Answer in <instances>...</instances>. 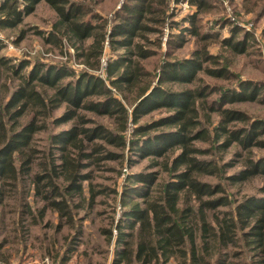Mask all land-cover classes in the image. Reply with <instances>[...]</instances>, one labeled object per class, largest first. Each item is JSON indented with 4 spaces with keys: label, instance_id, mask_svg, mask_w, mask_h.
<instances>
[{
    "label": "trees",
    "instance_id": "obj_1",
    "mask_svg": "<svg viewBox=\"0 0 264 264\" xmlns=\"http://www.w3.org/2000/svg\"><path fill=\"white\" fill-rule=\"evenodd\" d=\"M39 1L0 0V29L16 26ZM44 1L57 14L44 38L68 37L91 70L0 54V224L13 198L18 232L25 215L36 224L50 210L59 219L55 227L73 229L72 241H81L83 221L100 193L90 188L86 196L83 182L94 165L129 151L151 157L150 167L127 176L118 216L101 226L109 247L98 250L107 253L105 264H264V153L255 152L264 148V118L234 105L254 100L264 86L242 78L208 48L218 39L229 54L243 53L252 46V32L229 18L214 21L228 25L221 38L202 29L198 15L216 6L209 0H190L197 10L180 18L168 0H122L111 20L95 10L98 0ZM243 2L245 11L264 13V0ZM185 33L196 36L198 46L190 56L169 57ZM162 39L168 48L152 75L145 64ZM126 91L135 98L130 108L121 96ZM155 108L166 111L139 122ZM58 124L68 127L54 130ZM253 178L260 183L251 193L229 190ZM83 251L90 264L93 252Z\"/></svg>",
    "mask_w": 264,
    "mask_h": 264
},
{
    "label": "rangeland",
    "instance_id": "obj_2",
    "mask_svg": "<svg viewBox=\"0 0 264 264\" xmlns=\"http://www.w3.org/2000/svg\"><path fill=\"white\" fill-rule=\"evenodd\" d=\"M209 1L216 6L204 8L203 13L198 15V24L202 29L204 28L205 31L210 30L211 32H215L216 30L221 38L228 33V25L225 24L223 27H219L218 25H214L216 24L214 21L229 18L232 24L239 23L240 26H245L253 34V39H250L252 46L248 47L243 53L229 54L227 49L219 43L218 39L208 41L210 52L221 54V58L227 60L230 63V68L242 78L260 81L263 83L262 86H264V32L262 31L264 30V13L260 15L256 11H245L243 0ZM121 2L122 0H98L95 4V10L111 20L114 9L119 7ZM168 2L170 9L174 11L175 18H180L187 13L197 10V6L190 3V0H168ZM56 19L57 14L55 10L46 1H39L33 11L22 15L21 22L16 26L0 29V38L3 43V47L0 48V54L7 55L14 61L28 58L31 61L39 59L59 65L66 64L76 72L81 69L91 70L80 63V59L76 56L75 46L70 45L71 40L68 37L63 36L57 40L58 42L48 41L44 38L43 34L45 35L51 31ZM21 29L25 31L24 37L16 43L15 40ZM177 31L178 29L172 30V32ZM164 32L168 34L167 29ZM198 44L196 36L185 33L183 34L182 44L174 48L169 57L183 58L190 56ZM160 48L161 50L158 49L159 53L156 56L150 57L148 59L149 63L145 64L146 68L152 71V75L158 70L154 67H156L155 65H157L159 58H162L163 51L168 48L166 39H162ZM108 51L109 48L106 47L104 54L100 58L101 62L106 61ZM121 51L122 49L118 52ZM94 72L101 74L100 71L94 70ZM198 74L202 75L205 81L214 82L206 74H202L201 72H198ZM260 90L254 100L241 101L234 103V105L246 109L254 117L264 118V87ZM121 96L127 108H130L131 104L135 101L133 91H126ZM260 98L263 99L260 100ZM61 109L56 111V115L59 114ZM165 111L166 109L164 108L151 109L140 117L139 122L154 119L160 114H164ZM93 116L99 121L109 125L112 124L110 118L98 115ZM65 127H68V125L58 124L53 128L54 130H59ZM43 136L42 132L38 134L36 141L39 142ZM255 152L263 154L264 148L260 150L255 149ZM129 154L130 152L126 151L119 159H110L94 165L92 167V178L83 182L86 196L90 193V188L100 190V193L95 195L94 202L92 203L93 209L83 221L82 234L80 235L81 241H72L71 232L73 229L67 228V226L57 229L55 225L59 222V219L50 210L36 224H34L35 218L25 215L24 229L18 232L17 226L12 222L14 214L11 211L15 209L14 199H7L6 215L0 224V240H3L0 247V262L8 264H87L86 254L83 251L87 246L88 252H93L90 264H105L103 260L107 256V253L105 251L99 252L98 250H106L109 247L104 244L105 240L101 234V226H109L108 224L111 219H115L118 216L120 212L119 203L123 196L122 188L127 180V176L131 173L145 171L146 168L150 167L151 157L147 156L141 159L137 158V155L133 156ZM216 155H220V153L217 152ZM228 155H225V159L229 157ZM129 158L134 160L130 162ZM205 178L207 180H214V178L210 177ZM258 183H260V179L253 178L251 181L243 182L236 187H230L229 190L234 195L241 196L251 193ZM33 204L39 206L40 201ZM78 214L82 215L83 210H79ZM65 240L68 243H65ZM237 249L240 250L241 247ZM57 252L59 255H57ZM63 254L64 259L61 260L60 256ZM2 257L6 258V260L2 259ZM246 258L249 259L248 256Z\"/></svg>",
    "mask_w": 264,
    "mask_h": 264
},
{
    "label": "built area",
    "instance_id": "obj_3",
    "mask_svg": "<svg viewBox=\"0 0 264 264\" xmlns=\"http://www.w3.org/2000/svg\"><path fill=\"white\" fill-rule=\"evenodd\" d=\"M0 264H8V263H6V262H0Z\"/></svg>",
    "mask_w": 264,
    "mask_h": 264
}]
</instances>
